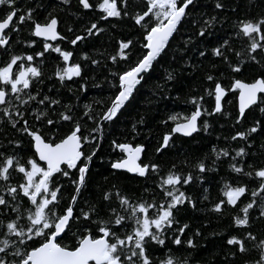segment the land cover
<instances>
[{
    "label": "snow or ice",
    "instance_id": "obj_1",
    "mask_svg": "<svg viewBox=\"0 0 264 264\" xmlns=\"http://www.w3.org/2000/svg\"><path fill=\"white\" fill-rule=\"evenodd\" d=\"M75 5L58 0L46 7L37 0L21 8L17 0H0V264H264V0H247L248 13L238 15H229L240 8L234 0H75ZM65 12L77 22L68 25L69 35L59 30V13ZM182 28V43L172 52L173 58L180 53L179 67L165 68L153 96L169 98L165 89L179 83L177 71L189 78L199 71L202 91L196 94L194 85L181 101L190 107L159 120L169 130L153 152L158 157L174 150V134L208 133L213 114L241 126L225 137L236 143L145 161L147 145L136 139L146 126L141 115L122 137L110 140V173L101 174L102 183L93 181L92 161L107 126L124 115ZM96 41L92 54L81 50L78 60L60 43ZM46 58L55 61L47 75ZM53 77L55 92L52 85L45 91V79ZM77 80L81 93L90 80L110 92L79 105L61 95L67 88L74 96ZM229 93L234 112L224 110ZM205 95L213 101L210 111ZM256 111L260 117L245 126L247 113ZM221 164L229 175L220 178L213 196L209 180L219 175ZM122 174L144 181L139 196L116 183ZM65 185L72 189L70 198ZM183 186L202 191L192 195ZM191 212L204 214V225L209 218L218 222L208 236L220 243L205 255L200 253L208 240L190 223Z\"/></svg>",
    "mask_w": 264,
    "mask_h": 264
},
{
    "label": "trees",
    "instance_id": "obj_2",
    "mask_svg": "<svg viewBox=\"0 0 264 264\" xmlns=\"http://www.w3.org/2000/svg\"><path fill=\"white\" fill-rule=\"evenodd\" d=\"M19 3L24 7L27 4H32L35 6L37 3V0H18ZM58 0H43V3L46 7H51L53 4L57 3ZM234 3H239L240 8L237 13H229V15H238L239 12H244L245 14L248 13L247 8V0H234ZM75 0H73V8H75ZM211 5H209V8ZM39 14L42 16L44 14V9H37ZM255 11V10H254ZM60 18V24H59V30L62 34L69 35L67 33L66 29L69 24L71 23H77L72 19L71 16L65 13H59ZM87 18V17H86ZM187 26V22L186 25ZM224 31H227V29H224ZM123 32L125 34L129 33V29L124 28ZM21 36H25L26 33L21 32ZM133 39H136L135 36L132 37ZM171 44L168 47V55H166L160 64H157L149 74L146 75L145 80L143 81V86L140 87L139 92L136 94V98L132 101L131 104L124 110V115L121 116L120 120L116 122V124H110L106 128L105 132V138L102 142V147H100L98 155L95 157V159L92 161V171L90 173V176L93 181H100L101 174L103 175H109L110 169L107 168V159L108 156L107 153L111 152V149L109 147V142L113 138H120L123 136L124 132L128 130L129 125L133 123L136 119H138L141 115L145 116L146 118V126L141 131V136L136 137V139L141 142L145 143L147 145V150L144 154V159L147 161L149 158H158L159 161H170L176 158V155L179 152H192L193 154H203V152L210 148L212 144H218V146H230L233 143L236 142H230L226 141L225 137H227L230 134L234 133V128H239L241 126H232L231 120H228L224 118L223 116H217L216 114H213L211 117V126L208 131V133H204L201 131L200 133L193 134L192 138H185L178 135L176 136V145L175 149H170L168 153H166L164 156H158L154 154L153 149L154 146L157 143V140L162 136L163 132L169 129H166L163 125L159 124L160 119H164L166 114L169 112H175V111H185L190 106L185 105L181 101L184 99L185 95L190 91V89L193 88L195 85L197 87V93L200 94L202 89L199 86V78L201 76L199 71H196L194 75H192L190 78L187 77V73L181 74L179 71L176 72L177 77L180 78L179 83L173 85L170 89H165V92L169 95L168 99H163L161 96L156 95L153 96V90L155 88V84L161 83V77L164 75L165 68H169V70L173 68H178L180 64V53L175 54V58L172 56L173 49L178 43H182L183 40V28L180 33L175 34V38H170ZM62 47H66L68 50H74L75 55L74 57L70 58L71 60H78L79 59V53L81 50L88 52L90 55L92 54V49L96 45L99 44V41L88 42L87 45H79V46H72L66 44V42H60ZM79 44V42H78ZM55 55V54H53ZM196 57L193 53L190 57V63L195 61ZM55 61L48 60L46 58L45 60V73L46 75L51 72L54 69ZM91 65H89V70L87 71V75L89 77L92 76L91 71ZM245 76H251L252 72L245 68ZM100 72H97V78H99ZM224 84L228 85L229 81L228 79H224ZM55 77L52 78V81H48L45 79V84L42 86L45 91L49 90V85H52V91L55 92V84H56ZM67 83H71L70 81ZM110 92V88L105 84L101 88H95L93 87V83L90 80L88 83V87L85 90L84 93L79 92L78 90V80L77 83L73 86V93L75 95L73 96L72 93H69L67 88H64L61 90V95L67 98H70L73 100L74 103H77L79 105H83L84 103H87L91 100L95 99H102L105 98L108 93ZM179 96L180 99L174 100L173 97ZM77 97L79 99H77ZM151 101V103H149ZM228 101H231L229 103ZM213 104V101L210 97L204 96V107L207 108L209 111L211 109V105ZM234 104L235 101L232 97V94L229 93L227 95V100L225 101L224 110L229 112H234ZM247 111V110H246ZM260 117V113L258 111L256 112H248L247 117L245 118V126L249 124L251 118ZM207 118V117H206ZM90 123V122H89ZM202 123V121H201ZM147 137V139H145ZM260 144V137L256 138V145L257 148ZM87 150V149H86ZM104 157V159H101V157ZM239 159V158H238ZM219 175L217 176L215 173L212 174L215 179L209 180V185L211 186V192L213 196L218 195V181L221 177H225L226 175H229L227 173V166L226 164H221L218 169ZM111 179V177H110ZM116 183L120 184L123 188H125L129 194H135L136 196H139L141 194V185L144 184V181H142L140 178L135 177L134 175L131 176L129 174H122L120 178H117ZM203 183V182H201ZM208 186V185H206ZM189 194L196 195L198 192L202 191L201 189H197L195 187H188L183 186ZM72 189L69 185H65L64 192L68 194V198H70V193ZM89 192H93V187L90 186ZM83 196H86L87 194H82ZM64 203H67V200H64ZM202 206L200 202L198 201V207ZM77 211H79V208L77 207ZM191 216L190 223L193 226H199L201 227L203 236L207 238L208 243L205 245L204 249L200 253L201 255H205L209 250H211L213 247L218 245L220 243V240L218 237H210L208 236L209 232H212L213 230L217 229V221L215 219L209 218V223L207 225L203 224V220L206 218L204 214L200 212H191L189 213ZM224 223H227V220L224 221ZM156 256H162V253H155Z\"/></svg>",
    "mask_w": 264,
    "mask_h": 264
},
{
    "label": "flooded vegetation",
    "instance_id": "obj_3",
    "mask_svg": "<svg viewBox=\"0 0 264 264\" xmlns=\"http://www.w3.org/2000/svg\"><path fill=\"white\" fill-rule=\"evenodd\" d=\"M17 4H18L19 6H22V5L19 3L18 0H17ZM3 10H4V6H0V14H3Z\"/></svg>",
    "mask_w": 264,
    "mask_h": 264
},
{
    "label": "water",
    "instance_id": "obj_4",
    "mask_svg": "<svg viewBox=\"0 0 264 264\" xmlns=\"http://www.w3.org/2000/svg\"><path fill=\"white\" fill-rule=\"evenodd\" d=\"M195 134V133H194ZM175 135H178V136H180L179 134H175ZM182 137V136H181ZM185 138H187V137H185ZM129 175H131V176H133V174H129Z\"/></svg>",
    "mask_w": 264,
    "mask_h": 264
}]
</instances>
